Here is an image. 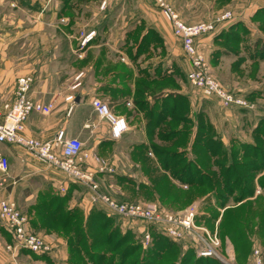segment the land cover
I'll return each mask as SVG.
<instances>
[{
  "label": "rangeland",
  "instance_id": "374dc122",
  "mask_svg": "<svg viewBox=\"0 0 264 264\" xmlns=\"http://www.w3.org/2000/svg\"><path fill=\"white\" fill-rule=\"evenodd\" d=\"M167 1L186 24L206 23L214 26L213 31L201 37L220 34L222 39L217 41L215 49L225 50L228 58H207L204 51L199 50L220 85L226 91L243 97L240 95L242 92L234 91L228 85L234 74L239 86L249 90L250 94L244 98L254 107L245 110L248 114L233 132L230 129L228 134L225 130L220 132V135L226 134V144L212 124L210 131L205 132L202 140L211 143L216 151H224L220 156L194 153L189 136L180 138L178 145L174 143V146L158 144L156 141L153 144L160 149L183 151L181 166L186 168L191 161L197 162L211 174L218 171L217 165L220 164L225 167L229 164H261L262 160L257 162L253 159L244 144H258L264 149L263 139L256 130L261 121L264 122V0ZM227 13L232 14L231 20L218 22ZM36 21L38 24H35ZM236 22L237 27L233 28ZM92 32L95 33L93 40L108 42L98 53H86L93 40L85 47L81 46L83 38ZM170 32L174 36L170 22L154 0H0V103L13 100L18 80L23 76H31L34 81L35 74L50 69L54 72L57 70L63 82L73 83L80 78L82 73L79 72L90 66L95 71L105 68V74L111 72L112 67L114 71L120 70L124 75L120 76L119 83L124 87H128V78H133V71L136 72L138 83L146 82L145 73H148L147 68H151V75L167 76L165 83L169 91H178L188 97L197 91L186 79L189 61L183 50V54L176 53L178 47L171 40ZM71 36L74 37L73 44L68 38ZM113 53L118 63L111 66L109 57ZM198 94L203 98L201 93ZM184 128L191 132V124ZM246 153L249 158H244ZM127 156L120 154L114 165L109 182L114 183L115 187L117 175L147 181L141 175L135 176L137 173L131 168ZM177 171L171 169L166 175L168 179L165 184L157 190L137 193L136 189L130 187L121 196L115 197L126 203L156 204L165 212L173 214H183L188 208L196 206L194 225L197 233L210 242L215 239L219 241V246H216L217 257L198 254L196 235L175 240L166 236L156 225L145 221H124L108 214L98 205L97 211L105 215L103 240L99 238V231H93L89 237L91 246L87 251L69 250L65 264H197L198 260L206 264L205 259L215 260L219 264H255L258 256L264 263V245L261 244L258 231V226L264 224V214H260V208L264 211V170L238 169L235 176L231 175L230 187L222 184L213 190L180 183V175L174 177ZM237 176L241 180L238 181ZM108 186H104L105 191L109 189ZM124 196L125 200L121 198ZM252 205L247 218L251 228L258 232L251 235L250 248L238 247L224 228L231 224L233 212L238 209L244 211V208L248 209ZM225 214L231 217H223ZM245 215H241V218ZM230 218L231 221H227ZM0 225L11 237L6 249L13 239L1 221ZM147 234L150 235L149 239L145 238ZM6 252L9 264H14L15 259L19 263L20 253L13 259L7 249ZM26 252L29 254V251ZM35 255L44 258L39 264H63L57 257L50 258L54 250L49 254Z\"/></svg>",
  "mask_w": 264,
  "mask_h": 264
},
{
  "label": "crops",
  "instance_id": "0c3cea01",
  "mask_svg": "<svg viewBox=\"0 0 264 264\" xmlns=\"http://www.w3.org/2000/svg\"><path fill=\"white\" fill-rule=\"evenodd\" d=\"M35 24H38L37 21ZM237 24L238 22L233 25V28H236ZM169 36L178 47L176 53L183 54L181 42L171 32ZM68 38L73 44L74 37ZM220 39H222L220 34L203 36L197 44L207 58L218 56L228 58L225 50L215 49ZM107 43L94 39L86 49V53H98ZM109 61L111 66L113 63L117 65L118 60L116 56L114 57V53L109 57ZM129 68L132 67L129 66ZM147 70L148 73H145L144 79L146 82L142 84L138 83L136 72L133 71V78H128V87L119 83L120 76L124 74L118 69L114 71L113 67L108 74H105V68L95 71L92 66L86 67L79 72L82 73L80 78L73 83L63 82L57 70L54 72L44 69L38 72L35 74L30 96L33 100L44 104L54 103L55 108L48 115L31 114L25 123V135L41 141H49L63 131L66 139L80 140L84 143L85 150L112 165L117 164L120 154L128 155L131 168L138 170L137 175L133 170L134 175L139 176L141 175L139 165L131 159L135 146L140 144L150 146L153 141L171 146L172 142H162L159 137L169 135L177 142L183 137L185 123L191 124L192 127L188 135L191 137V144L200 131V124L204 125L201 129L205 132L210 131L212 124L225 143L227 136L225 133L220 135V132L225 130L228 134L229 129L233 132L240 125V120L248 114L243 109L224 108L216 98H201L198 94L201 92L197 89L198 93L194 91L188 97L178 91H169L165 83L167 76L163 74L156 76L155 73L151 75V68ZM232 77L229 87L234 91L242 92L240 95L243 97L249 95V90L243 89L238 81H235L234 74ZM114 79H117V82H114ZM189 85L191 86L190 83ZM69 95L75 96L73 110L70 113L71 104L66 101ZM95 99L107 103L116 116L126 120L128 128L120 139L112 136L110 124L97 115L93 108ZM184 106L188 108L185 109ZM185 117L188 119L185 120ZM0 154L7 157L10 163L8 174L0 173V200L11 199L16 202L19 209L28 217L30 229L44 237L51 245L55 256L50 255L52 256L50 258L57 257L65 264L69 255L68 251L71 249L68 238L64 232L49 229L48 223L41 221L38 210L41 211V206L45 205L44 208L53 212L57 211L62 218H65L66 214L79 213L86 220L93 211H97V206L91 203L86 189L76 183L68 182L63 173L32 158L24 149L0 144ZM149 156L154 157L152 151L149 152ZM92 167L96 168L94 164ZM110 176L112 175H98L103 187L114 184L109 182ZM131 177L137 179V177ZM116 185V187L119 186ZM64 186L66 191L63 193L61 188ZM118 188L122 191L120 187ZM2 227L0 225V264H9L5 246L11 237ZM19 253L18 264H39L44 260L43 257L33 253L27 254L26 250ZM54 264L58 263L54 262Z\"/></svg>",
  "mask_w": 264,
  "mask_h": 264
},
{
  "label": "built area",
  "instance_id": "2783aa9c",
  "mask_svg": "<svg viewBox=\"0 0 264 264\" xmlns=\"http://www.w3.org/2000/svg\"><path fill=\"white\" fill-rule=\"evenodd\" d=\"M163 16L170 22L174 36L181 42L183 52L190 64L187 80L194 89L201 92L204 98H216L224 108H238L249 110L254 107L241 96L226 91L212 76L206 58L198 48L199 37L214 30L212 24L198 23L186 24L167 0H154ZM232 14L227 13L219 18L218 22L231 20ZM95 33L87 34L81 46L85 47L94 38ZM31 76H23L18 80L16 93L13 100L0 105V144L11 145L24 149L32 158L63 173L68 182L76 183L86 189L90 195L91 203L102 206L105 211L124 221H145L158 226L166 236L180 240L186 235L193 234L198 239L196 251L200 256L213 257L218 255L216 246L219 241L210 242L205 237L198 235L194 225L197 214L196 206L188 208L183 214L165 212L158 205L132 204L119 201L115 196H121L122 192L114 184L108 186L105 191L98 175L114 172V165L85 150L84 143L78 139H66L64 132L49 141H41L27 137L24 133L25 123L33 113L50 114L54 103L44 104L35 101L30 96L33 84ZM66 101L71 104L69 113L73 110L75 96L69 95ZM93 108L97 115L106 120L111 127L112 136L120 139L127 131L126 120L116 116L110 106L98 99L93 101ZM96 168H93L92 165ZM10 163L7 157L0 154V173L7 175ZM66 187L61 188L65 192ZM0 221L9 230L13 242L7 246V251L13 259L22 250L35 254H49L51 245L44 237L34 233L29 227L28 217L19 209L16 202L11 199L0 200ZM146 239L150 235H146ZM258 254V252L256 253ZM223 263H225L222 260ZM14 264H18L16 259ZM230 264V263H229ZM255 264H264L258 256Z\"/></svg>",
  "mask_w": 264,
  "mask_h": 264
},
{
  "label": "trees",
  "instance_id": "16d2710c",
  "mask_svg": "<svg viewBox=\"0 0 264 264\" xmlns=\"http://www.w3.org/2000/svg\"><path fill=\"white\" fill-rule=\"evenodd\" d=\"M172 96V95H170ZM187 120L188 118H184ZM263 120L261 121V125L257 128V132H259V136L261 140L263 139V145H264V128H263ZM187 125V123H185ZM200 126H204L203 124H200ZM200 127V131L197 133V136L193 143L191 144L192 149L195 151L194 153L201 155V154H209V155H218L220 156L224 151H216L211 143H206L202 140V138L205 136V131H202ZM202 133V134H201ZM189 135V131L185 130L183 133V137ZM159 140L162 142L171 143V146H174L173 144L175 142V139L169 135L163 137L160 136ZM179 140V139H178ZM185 140V139H183ZM180 143L183 144L182 141ZM178 145V144H177ZM247 152L252 156L253 159L262 160L261 164L258 163H245L243 165L239 164L236 166L228 165L224 166V164L217 165L218 171H214L213 174H211L208 171H204L201 166L197 162H190L186 168L183 166V151H172L171 149H160L157 148L153 143L151 145H144L140 144L134 147L133 152L131 154V159L135 163L139 165V172L141 173L142 177H144L147 181H141L137 180L132 177H123V176H116V180L114 181L117 183L122 191L129 190L130 187H133L134 190H137V193L143 190H157L159 187L163 186L168 179L166 175L171 169L178 170L176 174H174V177L176 178L177 175H180L179 181L180 183H186L190 187H209L211 190L215 189L217 185L224 184L225 187H230L232 179L231 175L235 176L237 173V170L240 169L242 171H250V170H264V149L260 148V145H254L251 143L244 144ZM152 151L154 154V157L149 156V152ZM231 153H234L233 150H228ZM251 152V153H250ZM244 156V158H249L250 156L247 155ZM217 156V157H218ZM138 171V170H136ZM200 175V177H198ZM238 181L241 180L240 176H237ZM262 186H264V183H262ZM220 187V186H219ZM121 191V192H122ZM245 193V191H243ZM245 197V195H243ZM125 200V196L121 197ZM43 206V207H42ZM41 206V211L38 210L39 216L42 218L41 221L48 223L49 229L51 230H57L64 232L65 235L68 238V242L71 246L70 250H86L89 248L90 242L89 237L91 234H93V231H99V238L103 240V221L105 220V215L100 211H93L89 217L85 220L84 217L81 214H66L65 218H62L59 216L57 211H50L47 208H44L45 205ZM252 206H249V208H244L246 210L240 211L239 209L233 212L234 215H224L223 217H231L232 222L230 225L226 226L224 231L229 235V237L232 239V241L238 246V247H245L250 248L252 246L251 241V235L255 232H260L261 234V244L264 245V231H262L264 224L262 223V226H258V231H254V228H251L249 225V221L247 218V214L252 211ZM260 214H264L263 209L260 208ZM244 218H241V215H244ZM264 216V215H263ZM224 218V220H225ZM231 218L227 221H231ZM63 221L64 225H63ZM226 221V222H227ZM62 224H59V223ZM59 224V225H58ZM89 230V231H88ZM90 233V234H89ZM257 234V233H256ZM239 243H238V242ZM241 244V245H240ZM206 264H219L215 260L211 259H205ZM197 264H205L203 260H198Z\"/></svg>",
  "mask_w": 264,
  "mask_h": 264
}]
</instances>
